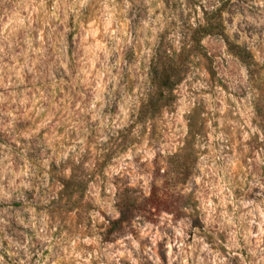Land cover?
<instances>
[{
  "label": "rangeland",
  "instance_id": "obj_1",
  "mask_svg": "<svg viewBox=\"0 0 264 264\" xmlns=\"http://www.w3.org/2000/svg\"><path fill=\"white\" fill-rule=\"evenodd\" d=\"M0 264H264V0H0Z\"/></svg>",
  "mask_w": 264,
  "mask_h": 264
},
{
  "label": "trees",
  "instance_id": "obj_2",
  "mask_svg": "<svg viewBox=\"0 0 264 264\" xmlns=\"http://www.w3.org/2000/svg\"><path fill=\"white\" fill-rule=\"evenodd\" d=\"M206 36H216L223 40L228 52L237 57L248 69L249 74H253L256 64L252 56L242 47L232 43L224 32L221 14L218 10L206 12L203 16V24L198 25L191 32L190 45L181 48L179 53L168 55L165 51L158 49L156 57L149 69V81L153 88V94L140 110L142 116L149 115L158 110L161 101L166 98V94L172 92L182 69L188 63L192 55H199L209 59L204 54L201 41Z\"/></svg>",
  "mask_w": 264,
  "mask_h": 264
}]
</instances>
